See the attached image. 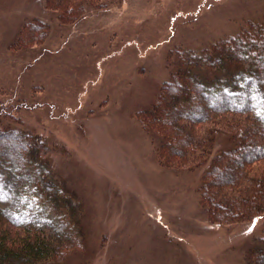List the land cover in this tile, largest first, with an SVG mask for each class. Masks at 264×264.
I'll use <instances>...</instances> for the list:
<instances>
[{"label": "rangeland", "instance_id": "rangeland-1", "mask_svg": "<svg viewBox=\"0 0 264 264\" xmlns=\"http://www.w3.org/2000/svg\"><path fill=\"white\" fill-rule=\"evenodd\" d=\"M47 6L0 0V131L42 138L50 173L81 200V247L59 264H246L264 219L209 220L198 192L205 166H160V139L140 113L174 57L260 25L264 0H108L69 23ZM16 131L2 142L20 146ZM214 138V150L227 146ZM11 181L0 178L2 202Z\"/></svg>", "mask_w": 264, "mask_h": 264}, {"label": "trees", "instance_id": "trees-1", "mask_svg": "<svg viewBox=\"0 0 264 264\" xmlns=\"http://www.w3.org/2000/svg\"><path fill=\"white\" fill-rule=\"evenodd\" d=\"M106 1L48 0L47 7L69 23L86 5ZM33 26L26 23L21 32ZM179 54L170 79L140 113L144 128L160 139L159 165L205 166L199 203L214 223L264 219V22L248 23L201 53ZM5 109L0 113L8 115ZM14 130L0 131V178L10 177L13 187L6 202L0 193V264L62 263L81 247V200L50 173L41 158L47 152L42 138L15 130L20 146L2 142L14 138ZM218 133L226 135L227 146L214 150ZM245 261L264 264V230L245 251Z\"/></svg>", "mask_w": 264, "mask_h": 264}]
</instances>
